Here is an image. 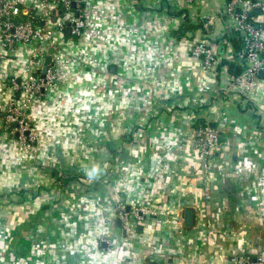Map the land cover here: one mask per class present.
Here are the masks:
<instances>
[{
  "label": "crops",
  "instance_id": "0c3cea01",
  "mask_svg": "<svg viewBox=\"0 0 264 264\" xmlns=\"http://www.w3.org/2000/svg\"><path fill=\"white\" fill-rule=\"evenodd\" d=\"M83 1V34L54 31L59 80L29 112L37 141L0 132V264L264 256V74L246 90L230 67L247 61L234 49L229 0ZM21 3L27 16L54 11ZM201 40L217 54L212 69L192 53ZM38 48L0 43L2 110L14 99L11 76L27 77ZM202 126L221 135L206 159L195 146ZM120 208L155 213L132 215L125 227Z\"/></svg>",
  "mask_w": 264,
  "mask_h": 264
},
{
  "label": "built area",
  "instance_id": "2783aa9c",
  "mask_svg": "<svg viewBox=\"0 0 264 264\" xmlns=\"http://www.w3.org/2000/svg\"><path fill=\"white\" fill-rule=\"evenodd\" d=\"M40 1L46 2L48 6H53L54 11L47 9L41 16H27L21 0H0V43L6 47H13L19 43L31 41L40 43V48L34 53L33 63L26 75L27 77L20 79L19 76L12 75L10 78L14 90L20 91L22 94L21 98L17 100L19 107L31 106L36 98L45 94V91L52 88L59 80L58 64L60 57L56 52L57 43L54 38V31L56 29L64 31L70 28L72 36L80 37L86 28V13L83 0ZM74 3H76L75 6ZM244 3L249 4L248 9L243 7ZM255 9L264 12V0H229L225 6L227 16L234 19L236 31L243 32L246 38L247 50L240 55L247 61V67L237 76L238 79L246 81V90L254 87V79L261 71H264V42L261 39V29L248 17L249 13ZM58 10H60L59 13ZM48 48H53L54 52L52 61L48 65V70L43 74L41 70L46 65V62L42 58L49 55ZM192 53L203 62L206 68H214L217 62V54L210 44L201 40L193 47ZM39 79L42 81V86H37V88L33 89ZM17 102L15 101L12 107L18 111V107L15 106ZM12 107L5 110L0 108V126L3 127L8 121L15 119L12 117ZM4 113L6 115L3 118L1 115ZM17 135L20 138V133H17ZM25 138L34 141V138L30 135ZM220 140L221 135L215 128L210 126L199 127L196 133L195 145L199 153L198 156L201 159H206L213 148L219 144ZM138 213L154 214L155 210L140 208L131 212L120 208L119 219L127 227L132 215H137ZM226 264H264V256L261 253H235L227 257Z\"/></svg>",
  "mask_w": 264,
  "mask_h": 264
},
{
  "label": "rangeland",
  "instance_id": "374dc122",
  "mask_svg": "<svg viewBox=\"0 0 264 264\" xmlns=\"http://www.w3.org/2000/svg\"><path fill=\"white\" fill-rule=\"evenodd\" d=\"M263 16H264V12H260L258 14V16L256 17L257 23L263 22L262 21V18H264ZM37 86H40V87L42 86V81L40 79L37 81V84L35 86H33V89L37 88ZM52 88H53V86H52ZM50 89L51 88L46 90L45 91L46 93L41 95L40 97L42 98L44 96H47L50 92L49 91ZM13 93H14L13 94L14 99L11 101V103L9 104L7 109L14 106L15 101L17 102V100H19L22 96L20 91L14 90ZM15 96L17 98H15ZM40 97H38V98H40ZM18 105H19V102H17V104H15V106L18 107V111L15 110L14 107H12V110H11V112H13L12 117L15 119L12 121H8V123L4 124L3 127L0 126V132L1 131L6 132L11 137L17 138L21 144L33 143V142L37 141V139H38V131H37L36 127L33 125L32 121L30 119V115H29L30 110L33 108L32 107L33 103L31 104V106H28V107H19ZM5 115H6V113L2 114L1 117L4 118ZM16 123H17V126L15 127ZM11 129H12V132H11ZM17 133L18 134L20 133V138H18ZM28 135L33 137L34 141H30V139H26L25 137Z\"/></svg>",
  "mask_w": 264,
  "mask_h": 264
},
{
  "label": "trees",
  "instance_id": "16d2710c",
  "mask_svg": "<svg viewBox=\"0 0 264 264\" xmlns=\"http://www.w3.org/2000/svg\"><path fill=\"white\" fill-rule=\"evenodd\" d=\"M260 12L263 11H259V9H255L253 11H251L249 13V19L254 22V24L257 26L258 24L261 25L262 22H258L257 23V16ZM196 25H201L203 26V23L200 22L199 24H194V23H186L184 24L181 29H180V36L184 35L186 31H188L189 29H192L194 27H196ZM178 35V36H179ZM232 42L234 45V49L237 55H240L241 53L246 52L247 48H246V38L245 36L240 32V31H236V33L234 34V36L232 37ZM230 67L233 70V73L237 76L239 75L242 71H243V67L241 66H237L233 63H230ZM147 264H162L161 262H157V261H149Z\"/></svg>",
  "mask_w": 264,
  "mask_h": 264
},
{
  "label": "water",
  "instance_id": "95a60500",
  "mask_svg": "<svg viewBox=\"0 0 264 264\" xmlns=\"http://www.w3.org/2000/svg\"><path fill=\"white\" fill-rule=\"evenodd\" d=\"M75 5H76V3H74V6ZM257 27H259V25H257ZM67 32L70 34V28L67 29ZM53 52H54V49L51 48L49 50V55H48V57L46 59V65H44L43 68H42V70H41L43 72V74H45L47 72V70H48V65L52 61V54H53ZM261 74H264V71H261ZM193 220H194V212H193L192 209H189L185 213V226L191 227L193 225Z\"/></svg>",
  "mask_w": 264,
  "mask_h": 264
},
{
  "label": "clouds",
  "instance_id": "9594fccd",
  "mask_svg": "<svg viewBox=\"0 0 264 264\" xmlns=\"http://www.w3.org/2000/svg\"><path fill=\"white\" fill-rule=\"evenodd\" d=\"M100 172V167L98 165H94L92 166L91 169L86 170V174L90 177L93 178L95 176H97Z\"/></svg>",
  "mask_w": 264,
  "mask_h": 264
}]
</instances>
